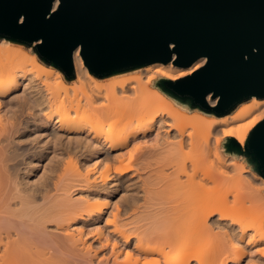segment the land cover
Listing matches in <instances>:
<instances>
[{"label":"bare ground","instance_id":"1","mask_svg":"<svg viewBox=\"0 0 264 264\" xmlns=\"http://www.w3.org/2000/svg\"><path fill=\"white\" fill-rule=\"evenodd\" d=\"M23 49L0 39V264H264L262 198L221 145L244 147L264 99L190 117L154 81L205 59L102 85L76 50L75 79L88 87L79 98ZM119 187L130 196L115 202Z\"/></svg>","mask_w":264,"mask_h":264},{"label":"water","instance_id":"2","mask_svg":"<svg viewBox=\"0 0 264 264\" xmlns=\"http://www.w3.org/2000/svg\"><path fill=\"white\" fill-rule=\"evenodd\" d=\"M0 39L33 46L68 81L76 50L97 79L205 59L191 74L156 85L216 117L264 99V0H0ZM224 150L244 156L264 180V118L243 148L226 138Z\"/></svg>","mask_w":264,"mask_h":264},{"label":"rangeland","instance_id":"3","mask_svg":"<svg viewBox=\"0 0 264 264\" xmlns=\"http://www.w3.org/2000/svg\"><path fill=\"white\" fill-rule=\"evenodd\" d=\"M17 45V44H16ZM24 47V49L23 50H25V51H27V52H29V53H33L36 57H37V59H38V61H39V63L44 67V68H50V66H47L46 64H44L39 58H38V56L36 55V53H35V49H34V47L33 46H23ZM152 65V64H151ZM141 68H138L137 70H135V71H131V72H128V73H125V74H119V75H115V80L114 79H111V77L110 78H105V79H98L99 80V84H102V85H107V84H110V83H112L113 81L112 80H114V81H117V80H119V79H124V78H130V77H132V76H135V75H137L138 74V71L140 70ZM40 76H42V74H37V77H40ZM64 76V75H63ZM187 76V75H186ZM112 77H114V76H112ZM185 77V76H184ZM182 78V77H181ZM159 79H155V81H154V84H155V86H156V88H158L157 87V85H156V83H157V81H158ZM175 80H177V79H175ZM175 80H171V81H175ZM66 86H67V88H69V87H75L76 89H77V92H75L76 94H74L75 95V97H79V98H81L82 96H83V94H85V93H88V87H86L85 85H81L79 82H77V80L75 79V77L72 79V80H66ZM159 89V88H158ZM160 90V89H159ZM164 93V92H163ZM71 94H73V92H70L69 93V96H74V95H71ZM165 94V93H164ZM77 95V96H76ZM166 96H168L167 94H165ZM168 98L170 99V102H173V103H175L176 104V107L177 108H188V112H187V116H192V115H195V114H202V115H204L205 117H207V118H218V117H216V116H214V115H212V114H206V113H203V112H201V111H199V110H197V109H194V108H190L186 103H182V102H180L179 100H177V99H174V98H172V97H170V96H168ZM250 102V101H249ZM249 102H246V103H243V104H240V105H238L236 108H238V107H240V106H243V105H245V104H248ZM235 108V109H236ZM234 109V110H235ZM234 110L231 112V113H229V114H226V115H231L233 112H234ZM225 116V115H224ZM222 117V116H221ZM226 138L227 137H223V138H221V145H222V148H223V150H222V152H223V156H225V157H229V156H231V157H234L236 160H239L240 162H241V165L243 166V170L242 171H244V172H246L247 171V173L249 174H247L248 175V177H250V179H251V185H253V188L254 189H256L257 191H258V193H260V198H262V204H260L261 206H262V208H260V209H262V211H264V180H263V178L258 174V173H256L254 170H253V168H252V166L247 162V159L244 157V156H242V155H235V154H228V153H226L225 152V150H224V143H225V141H226ZM240 146V145H239ZM188 149V148H187ZM190 152V150H187V153H189ZM73 156L71 155L70 156V160H71V162H76V165H77V167L79 166V169L81 170V169H83L82 168V166H80V164L82 163H84V158H76V157H74V159H71ZM78 159V160H77ZM65 161H67V160H69V158H65L64 159ZM74 160V161H73ZM81 162V163H79V162ZM126 162V161H125ZM75 164V163H74ZM79 164V165H78ZM123 164H125V163H123ZM108 166H109V168L111 169V171H113V168H114V166L115 165H117L116 163H109V164H107ZM81 167V168H80ZM107 167V166H106ZM106 167L105 166H103V167H101L100 169H99V171H101V172H103L105 169H106ZM89 168H91V166H89ZM141 173V172H140ZM114 175V174H113ZM112 177V176H111ZM130 177H135L134 176V174H129L128 175V179H132V178H130ZM140 183V179L139 180H137V179H134L133 180V182H132V184L133 185H135L136 187L135 188H137L138 189V184ZM140 185V184H139ZM128 194V196H130V194L127 192V191H125V189L123 188V187H119V189L117 190V192H116V194L113 196V198H112V200L113 201H115V200H117L118 201V198H119V196H122L123 195V197L125 198V196L126 195H124V194ZM118 194V195H117ZM137 196H139V195H137ZM118 197V198H117ZM122 197V198H123ZM121 198V197H120ZM119 198V199H120ZM127 198V197H126ZM117 201H115V202H117ZM260 207V206H259ZM120 209V208H119ZM257 210V209H256ZM258 211V210H257ZM256 211V212H257ZM260 212H259V215L257 214V220H258V218L262 221V222H264V212H262L261 210H259ZM258 213V212H257ZM256 215V214H255ZM263 217V218H262ZM259 220V221H260ZM209 239V238H208ZM207 239H204V241L205 242H209V241H211V239H209L208 241H206ZM91 242V241H90ZM212 242V241H211ZM108 251V250H107ZM259 263V262H258ZM259 264H261V263H259Z\"/></svg>","mask_w":264,"mask_h":264}]
</instances>
